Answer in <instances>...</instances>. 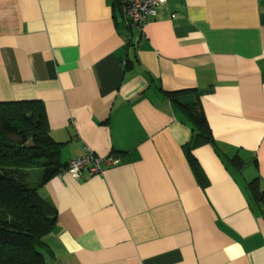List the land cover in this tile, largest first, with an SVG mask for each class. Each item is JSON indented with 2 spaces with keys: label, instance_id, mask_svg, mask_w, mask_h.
<instances>
[{
  "label": "crops",
  "instance_id": "crops-1",
  "mask_svg": "<svg viewBox=\"0 0 264 264\" xmlns=\"http://www.w3.org/2000/svg\"><path fill=\"white\" fill-rule=\"evenodd\" d=\"M116 1L0 0V101L41 100L63 163L119 159L38 188L45 264H264V0H167L141 29ZM182 90L214 139L191 151L200 183L164 93Z\"/></svg>",
  "mask_w": 264,
  "mask_h": 264
},
{
  "label": "trees",
  "instance_id": "trees-1",
  "mask_svg": "<svg viewBox=\"0 0 264 264\" xmlns=\"http://www.w3.org/2000/svg\"><path fill=\"white\" fill-rule=\"evenodd\" d=\"M193 91L164 93L194 132L184 149L200 183V166L191 151L202 144L214 145V139L199 101L202 92L195 91L193 99H186ZM61 145L49 134L41 100L0 101V264H45L44 252L49 248L44 238L55 227L57 211L40 197L38 188L66 169L67 162L60 160ZM234 159L238 166L243 164L237 156ZM38 167L42 173L32 184L29 171ZM248 188L254 206L264 216V190L258 178Z\"/></svg>",
  "mask_w": 264,
  "mask_h": 264
},
{
  "label": "built area",
  "instance_id": "built-area-1",
  "mask_svg": "<svg viewBox=\"0 0 264 264\" xmlns=\"http://www.w3.org/2000/svg\"><path fill=\"white\" fill-rule=\"evenodd\" d=\"M167 0H119V8L125 23L129 26L143 28L146 22L156 15L157 10ZM119 161L112 155L101 158L95 155L88 147H84L83 154L70 159L64 171L74 178H84L102 173L103 165H114Z\"/></svg>",
  "mask_w": 264,
  "mask_h": 264
},
{
  "label": "rangeland",
  "instance_id": "rangeland-1",
  "mask_svg": "<svg viewBox=\"0 0 264 264\" xmlns=\"http://www.w3.org/2000/svg\"><path fill=\"white\" fill-rule=\"evenodd\" d=\"M29 173H30V175H29L30 176L29 181L32 184H35L38 181V177L42 173V169L40 167H38V168H32V169H30Z\"/></svg>",
  "mask_w": 264,
  "mask_h": 264
}]
</instances>
